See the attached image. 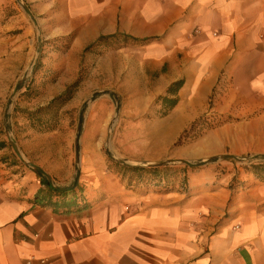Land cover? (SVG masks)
<instances>
[{"label":"crops","instance_id":"0c3cea01","mask_svg":"<svg viewBox=\"0 0 264 264\" xmlns=\"http://www.w3.org/2000/svg\"><path fill=\"white\" fill-rule=\"evenodd\" d=\"M70 9L77 44L121 36L140 45L139 74L149 86L137 88L148 96L133 100L137 108L183 81L175 108L134 129L143 135L137 138H179L218 92L215 110L234 119L216 148L204 139L208 153L264 154V0H74ZM0 28V264H264V196L243 200L203 188L186 197L122 189L98 197L91 186L82 207L58 194L65 192L51 183L50 167L19 161L9 141L25 121L15 117L11 128L4 100L27 72L33 39L22 23L19 36L6 35L10 25ZM236 101L247 121L230 110ZM170 121L179 123L169 130ZM63 166L57 186L68 189L73 171Z\"/></svg>","mask_w":264,"mask_h":264},{"label":"rangeland","instance_id":"374dc122","mask_svg":"<svg viewBox=\"0 0 264 264\" xmlns=\"http://www.w3.org/2000/svg\"><path fill=\"white\" fill-rule=\"evenodd\" d=\"M73 3L0 0V23L11 27L6 35H21L25 31L20 28L22 23L28 26V39H33V58L19 81L25 89H12L4 100L11 128L16 125L15 117L25 121L16 125L17 135L9 141L19 161L31 168L40 169L39 163L50 167L51 183L65 195L75 196L82 207L89 202L91 186L98 197L119 189L146 195L176 191L186 197L203 188L215 196L240 195L243 200L264 196V154L233 155L228 149L209 154L204 144L206 138L216 148L214 140L219 133L227 135L223 128L234 119L230 113L215 110L213 98L218 92L179 138H137L143 135L134 129L143 131L165 117L159 96L140 108L133 102L148 99L145 92L137 91L149 86L139 74L141 47L118 36L101 43L77 44L70 12ZM64 11L69 12L66 18ZM20 98L34 102V108H21ZM239 105L236 101L230 110L241 116L237 120L247 121ZM242 131L248 130L242 126ZM65 164L73 171L68 189L57 186Z\"/></svg>","mask_w":264,"mask_h":264},{"label":"trees","instance_id":"16d2710c","mask_svg":"<svg viewBox=\"0 0 264 264\" xmlns=\"http://www.w3.org/2000/svg\"><path fill=\"white\" fill-rule=\"evenodd\" d=\"M118 37L121 38V36H118ZM122 38L129 40V41H132V42L134 41V40L129 39L127 37H122ZM113 39H115L114 36L101 37V38L97 39V43H101L102 41L113 40ZM135 42H137V41H135ZM182 86H183L182 80L175 81L167 87L164 95L158 97V100L161 102V106H162V111H163L162 116H166L167 114H169V112H171L175 108V106L178 103L177 94H178V91L181 89ZM58 99L59 98L54 99L51 103L56 102ZM38 112L36 111L35 113H29L28 115L33 116L34 114H36ZM31 126H33V125H31ZM58 194H65V193H58Z\"/></svg>","mask_w":264,"mask_h":264},{"label":"bare ground","instance_id":"6f19581e","mask_svg":"<svg viewBox=\"0 0 264 264\" xmlns=\"http://www.w3.org/2000/svg\"><path fill=\"white\" fill-rule=\"evenodd\" d=\"M177 123L179 122L170 121L169 123H167V127L169 128V130H172L176 127Z\"/></svg>","mask_w":264,"mask_h":264},{"label":"water","instance_id":"95a60500","mask_svg":"<svg viewBox=\"0 0 264 264\" xmlns=\"http://www.w3.org/2000/svg\"><path fill=\"white\" fill-rule=\"evenodd\" d=\"M35 170H38V168H34Z\"/></svg>","mask_w":264,"mask_h":264}]
</instances>
